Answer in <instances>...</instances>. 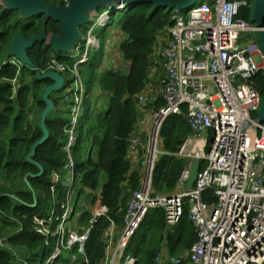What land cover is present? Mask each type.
<instances>
[{
  "label": "trees",
  "instance_id": "trees-1",
  "mask_svg": "<svg viewBox=\"0 0 264 264\" xmlns=\"http://www.w3.org/2000/svg\"><path fill=\"white\" fill-rule=\"evenodd\" d=\"M40 1L55 6L67 5L65 0ZM203 1L211 4L214 0ZM245 1L247 6L239 9L237 18L255 25L252 22L254 0ZM124 3L123 9L110 11L105 25L95 27L100 48L90 50L88 61L78 69L85 85V98L81 123L75 130L69 154L74 168L72 215L77 209L80 214L76 221L73 215L70 223L78 234L91 225L84 254L77 252L78 245L75 244L68 250L69 255L59 254L51 263H46L47 258L60 240L62 246L66 244L69 233L66 226L63 235H53L69 191L63 182L68 176L65 167L68 152L64 147L68 141L66 130L70 113L65 107L66 102L62 101L73 63L79 56L73 57L74 50L57 51L45 42L36 41L25 49L36 69L32 70L10 52L11 40L18 35L29 38L44 32L59 35L60 24L44 14L23 17L17 9L0 6V264H71V254L77 255V264H84L83 256L87 259L85 264H102L108 227L112 222L117 236L122 229L127 203L131 193L139 189L142 176L141 166L134 170L127 156L128 140L140 119L138 95L146 88L157 37L174 23V9L153 3ZM105 9L98 8L96 13L111 8ZM93 24L92 20L81 25L79 34L83 32L85 36ZM112 27L122 35L117 52L120 60L127 64V70H100L107 45L105 33L108 29L113 30ZM246 38L254 40L259 47L257 32L248 33ZM84 41L79 40V55L84 52ZM53 61L66 67L65 74L57 72L65 82L50 91L48 100L52 107L48 108L45 93L56 79H40L37 72L51 71L48 68ZM249 83L262 98L264 69H259ZM96 91L102 93L105 100H94ZM162 103L159 98L148 106L158 109ZM186 113L187 106L184 105L180 114L169 115L162 125L160 135L165 153L158 157L153 168L152 196L178 190V178L186 162L176 154L191 134ZM257 116L258 113H254L253 117ZM54 175L58 176L57 182ZM96 199L101 201L106 214L91 223V208ZM203 200L207 203L215 201L211 190L203 195ZM35 219L47 220L50 234L40 233ZM196 241L197 233L189 220L186 204L175 226H168L163 209L152 208L141 220L125 252L136 258V264H154L158 254L180 257ZM178 264L193 263L186 257Z\"/></svg>",
  "mask_w": 264,
  "mask_h": 264
},
{
  "label": "built area",
  "instance_id": "built-area-1",
  "mask_svg": "<svg viewBox=\"0 0 264 264\" xmlns=\"http://www.w3.org/2000/svg\"><path fill=\"white\" fill-rule=\"evenodd\" d=\"M197 1L186 10L174 9V23L155 42L146 88L137 100L143 119H139L128 140V159L141 166L140 187L131 193L118 236L112 222L107 229L102 264H134L136 258L125 250L146 212L161 208L168 226H175L185 204L197 241L180 257L158 254L154 264H178L186 257L193 264H264V122L253 117L259 112L261 96L249 83L259 69H264V65L258 67L264 56L254 41L241 39L243 34L259 29L237 18L239 9L247 6L245 0H214L211 4L203 1L199 5ZM124 7L122 2L109 11L96 13L94 24L84 37V52L79 55V42L73 49V57L79 58L74 61L62 101L70 113L64 147L68 152V176L63 182L69 191L61 207L58 236L63 235L74 215L70 203L74 168L69 150L81 123L85 98V85L78 69L88 61L90 50L100 48L95 27L105 25L110 11ZM97 16L99 19H95ZM48 70L65 74L66 67L53 61ZM156 74L155 80H150ZM159 98L163 103L158 109L148 106ZM184 105L191 134L176 154L186 162L178 178V190L152 196L153 168L165 153L160 135L162 125L169 115L180 114ZM192 161L199 163V169L188 190L184 184ZM54 176L57 182L58 176ZM209 190L215 198L211 203L203 200ZM91 214V223L106 214L99 199L95 200ZM90 227L82 234L69 229L63 247L70 249L77 244V252L83 255ZM37 230L50 234L40 226ZM59 254V249L55 250L52 260ZM82 262H87L84 256Z\"/></svg>",
  "mask_w": 264,
  "mask_h": 264
},
{
  "label": "water",
  "instance_id": "water-1",
  "mask_svg": "<svg viewBox=\"0 0 264 264\" xmlns=\"http://www.w3.org/2000/svg\"><path fill=\"white\" fill-rule=\"evenodd\" d=\"M197 0H67L65 7L61 5H50L40 0H0V6L8 9H17L20 16L28 17L35 14H44L47 18H53L60 24V34L41 33L31 35L26 38L23 35L14 37L10 44V52L32 70L33 65L25 53V49L32 46L36 41L45 42L55 48L57 51L71 52L80 40L79 27L91 21L98 8H111L116 4L124 3H153L156 6H163L168 9L186 10ZM252 22L258 27L259 48L264 56V0H254L252 11ZM40 79L52 77L56 79L45 93V100L48 101V108L52 107V102L48 100L51 90L60 88L64 79L54 71L44 73L37 72ZM258 121L264 122V96L260 101V108L257 116ZM44 120V116H43ZM42 120V122H43ZM46 137V132L45 136ZM43 138V139H44ZM42 139V140H43ZM42 140L35 144L38 145ZM34 152V149H33ZM30 156H28L29 158ZM199 169V163L192 161L190 164V173L184 184L186 189H191L196 179ZM136 264V262H134Z\"/></svg>",
  "mask_w": 264,
  "mask_h": 264
},
{
  "label": "rangeland",
  "instance_id": "rangeland-1",
  "mask_svg": "<svg viewBox=\"0 0 264 264\" xmlns=\"http://www.w3.org/2000/svg\"><path fill=\"white\" fill-rule=\"evenodd\" d=\"M203 0H198L197 1V5H199ZM105 9V8H104ZM107 10V9H105ZM94 17H92L91 20H93ZM95 19H99L98 16L95 18ZM100 28L97 29V31L99 30ZM113 30H110L109 32H106L105 33V39L104 41L106 42V46L104 47V50H105V57H104V60H103V64L101 65L100 67V70H104V69H121V70H127V64L123 61L120 60V57L118 56V52H117V49L114 47V45H118V43L120 42V39H119V36L121 35L116 29L115 27H112ZM115 29V30H114ZM248 33L246 34H243L241 36V39L242 40H245V41H250L252 39H247L246 36H247ZM122 36V35H121ZM84 35H83V32L80 33V39L83 41L84 40ZM113 61H115L116 63H113ZM78 65V64H75V66ZM264 65V62H262L261 64H258V67H261ZM73 66H74V63H73ZM81 72V71H80ZM158 75H153L150 77V80H155V78L157 77ZM83 81V80H82ZM149 84V83H148ZM16 91V84L13 85V93H15ZM93 99L96 100V101H103L105 100L104 98V95L102 93H99V92H94V95H93ZM103 106V105H102ZM83 107H84V104H83ZM32 118V116H30ZM140 117V120L143 119V116H139ZM81 120V119H80ZM204 136L209 139V135L207 132H205ZM77 212H79V210L77 209L74 213L76 214ZM76 217H79V216H76ZM75 221L77 220L74 219ZM70 222V221H69ZM35 224L40 226L41 228L45 229L47 232L50 233V229H49V226L46 224V222H41L40 220L38 221H35ZM61 226V222L60 224L57 226V228L55 229V231L53 232V235H56L57 234V231H59V227ZM67 226V225H66ZM69 229L71 231H74L75 228L74 226L71 225V223H69L68 225ZM65 231V230H64ZM44 232V231H43ZM59 249L60 251V254L61 255H69V248L67 247H63L62 244H57L54 251ZM81 255V254H80ZM53 256H51V260H52ZM74 258V260H73ZM77 255L75 254H71L70 255V260H71V264H77ZM49 257L47 258L46 262H48L49 260ZM55 259V258H54ZM53 259V260H54ZM52 260V261H53ZM50 261V263L52 262ZM18 264V263H17Z\"/></svg>",
  "mask_w": 264,
  "mask_h": 264
},
{
  "label": "crops",
  "instance_id": "crops-1",
  "mask_svg": "<svg viewBox=\"0 0 264 264\" xmlns=\"http://www.w3.org/2000/svg\"><path fill=\"white\" fill-rule=\"evenodd\" d=\"M110 30H111V29H108L107 32H109ZM119 39H120V41L122 40V36H121V35L119 36ZM244 41H245V40H244ZM250 41H254V40H250ZM114 47L117 49V45H116V46L114 45ZM131 164H134V163H131ZM132 167H133L134 170H138V167H139V166H138V165H133ZM78 214H80V213H79V212H77L76 214L74 213L75 216H77Z\"/></svg>",
  "mask_w": 264,
  "mask_h": 264
}]
</instances>
